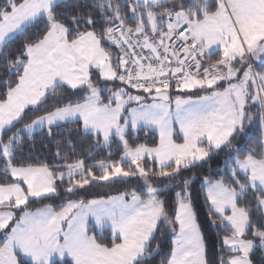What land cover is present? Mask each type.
I'll return each mask as SVG.
<instances>
[{
    "label": "snow or ice",
    "instance_id": "snow-or-ice-1",
    "mask_svg": "<svg viewBox=\"0 0 264 264\" xmlns=\"http://www.w3.org/2000/svg\"><path fill=\"white\" fill-rule=\"evenodd\" d=\"M65 3H0V158L5 173L0 264H147L159 251L153 241L161 222L173 234L162 264H209L189 181L176 193L170 218L160 187L151 179L174 178L213 153L231 149L235 134L253 119L246 110L250 103L260 106L264 133V72L253 71L249 62L264 61V0H96L92 7L98 17L81 10L86 3L74 13L61 11ZM41 22L36 39L10 47ZM98 23L103 25L99 31ZM104 41L120 55L114 58ZM213 55L218 58L205 66V58ZM93 70L105 82L119 81L146 95L123 87L99 88ZM220 81L227 85L222 90L214 87ZM194 90L208 94L187 95ZM69 93L82 95L23 122L26 110L39 113L49 98L62 101ZM67 124L77 125L78 134L95 136L98 147L117 141L122 154L92 165L84 159L63 165L14 163L33 132L53 136ZM149 129L159 133L154 146L129 143L138 130ZM55 156L64 158L60 147ZM117 178H137L142 190L69 199L59 211L50 204L34 211L29 207L33 198L59 195L61 185L66 184V194H74ZM203 186L212 224L230 233L222 243L231 255L220 257L219 264H252L257 246L264 251V152L249 149L245 154L237 146L225 161L224 175L205 177ZM249 196L254 208L242 206ZM105 232H110V244L98 236Z\"/></svg>",
    "mask_w": 264,
    "mask_h": 264
},
{
    "label": "trees",
    "instance_id": "trees-1",
    "mask_svg": "<svg viewBox=\"0 0 264 264\" xmlns=\"http://www.w3.org/2000/svg\"><path fill=\"white\" fill-rule=\"evenodd\" d=\"M96 0H66L65 4H62L61 11L68 13H74L80 6L87 4V7H83L81 10L84 12H91L93 16L98 17L99 12L92 7ZM121 4L125 3V0H119ZM3 3V0H0ZM103 25L98 23L96 25L97 31ZM43 27V22L36 25L35 27H29L25 32L24 36L18 37L10 45L11 48L15 49L19 47L21 41L25 38L36 39L37 32ZM104 46L108 47L113 53L114 58L118 57V53L115 48H112L107 41H104ZM218 58L217 55L211 57L214 62ZM255 72H264V63L255 65ZM0 69V73H2ZM92 79L96 83L97 87L104 88H117L124 84L119 81L105 82L103 81L96 72L93 71ZM125 86V85H124ZM62 91V90H58ZM133 92V91H132ZM176 91L172 92L173 94ZM136 93V92H135ZM142 94V93H139ZM81 93L66 95L62 101H55L49 98L47 104L43 105L40 112L26 111L24 123L30 122L31 118H34L38 114H43L45 110H51L57 103H67L70 98L73 102L80 99ZM105 95V93H104ZM247 112L252 115V121L245 123L244 132L235 134V138L232 140L233 147L223 148L222 150L215 152L207 160L200 162L197 166L183 169L174 178H163L154 176L151 179V183L160 187V198L165 201V211L169 217H174L176 208V193L180 192L183 188V181H189L188 191L191 194V201L193 209L196 214L197 222L200 224L201 231L204 236L206 245V258L209 264H219L220 257L227 258L231 253L225 250L222 239L224 235L230 234L219 224L213 225L209 217V206L206 202V190L203 186V180L208 177L212 180L220 179L224 175L225 161L229 157L231 152L235 155V149L239 146L244 150L246 154L249 149H255L257 154L264 152V148L261 144L264 143V133L261 130L260 115L261 109L258 104H249L246 108ZM22 127V124L18 125ZM10 135V133H9ZM71 141V145L68 144ZM158 137L150 131L140 130L133 134L129 143L135 144H147L154 146L158 143ZM180 141V139H178ZM57 147L61 148L62 157L57 158L55 152ZM22 152L16 153V159L14 163H37L40 161L47 162L50 165L65 163H71L76 159H84L86 165H92L95 161L101 159H108L111 154L112 159H118L122 154V146L117 141H114L110 147H98L96 144L95 136H83L77 133V125L67 124L62 128H57L53 136H48L46 131L39 130L33 132L30 137H27L22 145ZM91 153V155H90ZM4 160L0 158V182H5V173L3 172ZM58 171L64 170L63 168L56 169ZM97 175L99 170L94 169ZM10 180V177H8ZM225 179L227 177L225 176ZM59 183V182H58ZM143 181L137 178H117L115 182H99L87 186L86 189L79 190L74 194H66L64 192L65 185H61L58 189L59 195L51 198H38L32 199L29 207L31 210L43 207L45 204H50L55 210L59 211L61 207L69 199H99L101 197L107 198L108 196H115L123 192H130L132 190L141 191ZM247 205L249 207H255V201L252 200L251 196L246 201H242V206ZM6 210V209H5ZM252 217L255 220L257 213L253 212ZM102 242L110 244L111 235L110 232H105L103 235H98ZM173 234L168 230L167 226L162 222L160 223L157 232L155 233V240L153 241V248L159 245V251L155 253L147 264H162V261L170 254L171 240ZM249 238L251 235L249 234ZM259 244L258 240L256 241ZM252 261L255 264H264V251H261L259 246L253 251Z\"/></svg>",
    "mask_w": 264,
    "mask_h": 264
},
{
    "label": "rangeland",
    "instance_id": "rangeland-1",
    "mask_svg": "<svg viewBox=\"0 0 264 264\" xmlns=\"http://www.w3.org/2000/svg\"><path fill=\"white\" fill-rule=\"evenodd\" d=\"M172 2H176V3H179L180 2V0H169V4H171ZM205 63H206V65L208 64V63H211V62H213L212 61V59H207V58H205ZM255 61H257L256 59H253V58H249V62H252L253 64H255ZM238 66V65H237ZM217 86H222V87H226L227 85H226V83L224 82V81H220V82H218V85ZM217 86H214V87H217ZM119 87H123V88H126V90L127 91H129L131 94H133V95H136V94H138V93H135V92H132L131 90H129L126 86H124V85H122V86H119ZM119 87H117V88H119ZM100 88V87H99ZM111 88V87H110ZM113 88V87H112ZM114 90H115V88H113ZM105 93V97L108 95V93L107 92H104ZM27 111V110H26ZM37 131H39V130H37ZM90 228H94V229H96L95 228V225H94V223L90 220ZM93 229V231H96V230H94ZM103 234H105V233H103ZM102 234V235H103ZM98 235H101V234H99L98 233ZM0 238H2V233H0ZM249 238V237H248ZM22 260H24V261H27V258L26 257H22Z\"/></svg>",
    "mask_w": 264,
    "mask_h": 264
},
{
    "label": "crops",
    "instance_id": "crops-1",
    "mask_svg": "<svg viewBox=\"0 0 264 264\" xmlns=\"http://www.w3.org/2000/svg\"><path fill=\"white\" fill-rule=\"evenodd\" d=\"M107 43L109 44V42L107 41ZM112 48H114V46L112 45L111 46ZM252 63V62H251ZM204 64H205V66H206V63H205V61H204ZM253 64V63H252ZM239 66V65H238ZM237 66V67H238ZM94 72H95V70H93ZM109 82H115V81H109ZM217 88L219 89V90H222L224 87H222V86H217ZM209 91H211V90H209ZM172 95H175L176 94V92L173 94L172 92H170ZM139 94V93H138ZM206 94H208L207 92H205V91H200V90H194L193 92H190V93H187V95H191V96H193V98H195L196 96H199V95H206ZM141 95H146V94H141ZM148 102H151L150 100L148 101ZM138 131H140V130H138ZM137 131V132H138ZM146 131H150V132H153L157 137H158V140H159V133H158V131L157 130H155V129H149V130H146ZM177 142H182V139H180V141H177ZM243 174H241V176H242ZM33 199H38V198H33ZM91 223V222H90ZM94 223V222H93ZM162 223V222H161ZM165 224V223H164ZM166 226H167V228H168V230H169V227H168V225L167 224H165ZM92 229H94V228H92ZM94 230H96V229H94ZM97 231V230H96ZM170 231V230H169ZM171 232V231H170ZM224 248H225V246H224ZM225 250H226V248H225ZM253 254V253H252ZM252 254H251V260H252ZM252 264H255L253 261H252Z\"/></svg>",
    "mask_w": 264,
    "mask_h": 264
},
{
    "label": "built area",
    "instance_id": "built-area-1",
    "mask_svg": "<svg viewBox=\"0 0 264 264\" xmlns=\"http://www.w3.org/2000/svg\"><path fill=\"white\" fill-rule=\"evenodd\" d=\"M115 50L117 51V53H118V56L120 55V50L117 48V47H115ZM170 63H171V61H169ZM129 90H131V91H133V92H136V93H142V91L141 92H137V90H135V89H131V88H129L127 85H125ZM171 91H176L175 90V87L173 86V88H171L170 89V92ZM144 94V93H143Z\"/></svg>",
    "mask_w": 264,
    "mask_h": 264
},
{
    "label": "water",
    "instance_id": "water-1",
    "mask_svg": "<svg viewBox=\"0 0 264 264\" xmlns=\"http://www.w3.org/2000/svg\"><path fill=\"white\" fill-rule=\"evenodd\" d=\"M262 63H264V61H262V60H257V61H255V65H260V64H262ZM254 71V70H253Z\"/></svg>",
    "mask_w": 264,
    "mask_h": 264
}]
</instances>
